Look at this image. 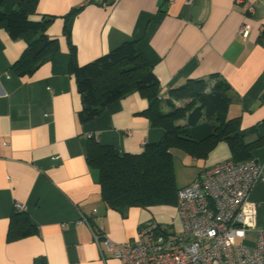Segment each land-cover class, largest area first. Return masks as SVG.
I'll return each mask as SVG.
<instances>
[{"label":"crops","instance_id":"1","mask_svg":"<svg viewBox=\"0 0 264 264\" xmlns=\"http://www.w3.org/2000/svg\"><path fill=\"white\" fill-rule=\"evenodd\" d=\"M87 1L38 0L30 18H51L46 32L58 40L59 52L31 75L11 71L26 41L12 39L0 27V264H120L106 249L103 260L82 216L94 230L103 226L116 243L157 226L174 234L182 230L175 205L121 212L106 208L100 197L98 171L86 161L87 139L137 153L159 141L164 129L152 126L142 113L148 101L138 91L110 103L95 119L79 122L82 102L68 71L69 44L63 34V15L72 8L80 7L70 23L79 65L132 39L158 78L163 101L187 79L220 78L232 90L228 117L238 116L244 131L264 120V0ZM243 23L249 26L246 37L238 33ZM252 154L263 172L245 205L255 224L245 231L248 245L264 228V146ZM230 159L225 141L203 158L173 149L176 186ZM16 203L23 205L37 233L8 240Z\"/></svg>","mask_w":264,"mask_h":264},{"label":"trees","instance_id":"2","mask_svg":"<svg viewBox=\"0 0 264 264\" xmlns=\"http://www.w3.org/2000/svg\"><path fill=\"white\" fill-rule=\"evenodd\" d=\"M37 3L38 0H0V27L12 39L26 41V48L10 68L18 76L33 74L59 52L58 40L46 32L51 18H30ZM79 9L74 7L63 15V34L69 44L68 71L75 78L82 102L79 122L95 119L110 103L138 91L148 101L142 113L152 126L164 129L159 141L146 143L137 153L120 152L93 137L87 139L86 161L98 171L100 197L106 208L125 212L131 207L175 205L179 187L175 183L173 149L203 158L217 142L225 141L231 160L241 162L253 158V150L264 146V120L244 131L238 116L228 117L232 90L223 79H187L171 89V97L163 101L158 78L135 40H125L79 65L70 28ZM187 98L190 100L182 106L174 103ZM163 104L169 108L167 111L162 110ZM34 233L37 226L28 213L15 209L9 217L7 239Z\"/></svg>","mask_w":264,"mask_h":264},{"label":"built area","instance_id":"3","mask_svg":"<svg viewBox=\"0 0 264 264\" xmlns=\"http://www.w3.org/2000/svg\"><path fill=\"white\" fill-rule=\"evenodd\" d=\"M87 2L104 5L109 0ZM248 30L243 23L238 33L246 37ZM262 172L254 157L241 162L230 159L179 187L175 206L182 223L180 233L157 226L116 243L105 235L103 226L94 230L84 216L80 222L87 223L103 260L106 249L120 264H264V228L256 230L251 245L244 240L247 228L255 225L251 211L245 208L246 201ZM15 209L23 210V205L16 203ZM236 237L241 241L234 242Z\"/></svg>","mask_w":264,"mask_h":264},{"label":"rangeland","instance_id":"4","mask_svg":"<svg viewBox=\"0 0 264 264\" xmlns=\"http://www.w3.org/2000/svg\"><path fill=\"white\" fill-rule=\"evenodd\" d=\"M189 100H190V98L182 99V100H176V101H177L176 104L179 105V106H182V105H184L185 103H187Z\"/></svg>","mask_w":264,"mask_h":264}]
</instances>
